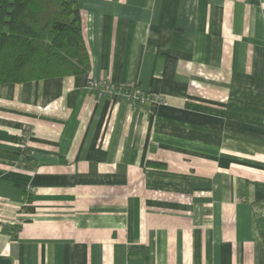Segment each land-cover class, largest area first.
I'll use <instances>...</instances> for the list:
<instances>
[{
  "label": "crops",
  "instance_id": "crops-1",
  "mask_svg": "<svg viewBox=\"0 0 264 264\" xmlns=\"http://www.w3.org/2000/svg\"><path fill=\"white\" fill-rule=\"evenodd\" d=\"M81 3L87 71L0 84V264H264V0Z\"/></svg>",
  "mask_w": 264,
  "mask_h": 264
},
{
  "label": "trees",
  "instance_id": "trees-1",
  "mask_svg": "<svg viewBox=\"0 0 264 264\" xmlns=\"http://www.w3.org/2000/svg\"><path fill=\"white\" fill-rule=\"evenodd\" d=\"M81 6V0H0V84L85 73ZM174 64L166 56V75Z\"/></svg>",
  "mask_w": 264,
  "mask_h": 264
},
{
  "label": "built area",
  "instance_id": "built-area-1",
  "mask_svg": "<svg viewBox=\"0 0 264 264\" xmlns=\"http://www.w3.org/2000/svg\"><path fill=\"white\" fill-rule=\"evenodd\" d=\"M85 89L87 92L92 93L95 92L98 96H107L111 99H119L120 97H125L129 101L135 103L138 100H150L152 97L149 94H142L138 91H133L128 88H122L120 86H115L108 84L107 82L104 81H98L95 79H88ZM158 101L162 100V97L159 95L156 97ZM29 136V132L25 131L22 132L19 136V144L21 146H24L25 141L27 137Z\"/></svg>",
  "mask_w": 264,
  "mask_h": 264
}]
</instances>
